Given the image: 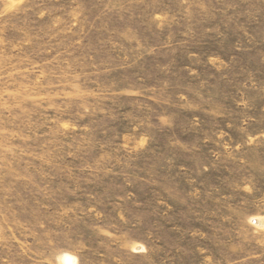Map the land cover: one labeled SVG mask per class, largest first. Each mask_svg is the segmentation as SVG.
Masks as SVG:
<instances>
[{
  "label": "rangeland",
  "instance_id": "374dc122",
  "mask_svg": "<svg viewBox=\"0 0 264 264\" xmlns=\"http://www.w3.org/2000/svg\"><path fill=\"white\" fill-rule=\"evenodd\" d=\"M264 264V0H0V264Z\"/></svg>",
  "mask_w": 264,
  "mask_h": 264
},
{
  "label": "bare ground",
  "instance_id": "6f19581e",
  "mask_svg": "<svg viewBox=\"0 0 264 264\" xmlns=\"http://www.w3.org/2000/svg\"><path fill=\"white\" fill-rule=\"evenodd\" d=\"M73 263H74L73 260L70 259L69 257H67V258H65V259L63 260V264H73Z\"/></svg>",
  "mask_w": 264,
  "mask_h": 264
}]
</instances>
